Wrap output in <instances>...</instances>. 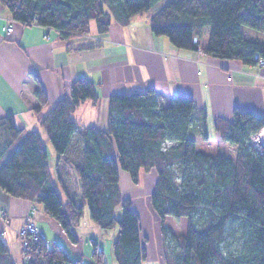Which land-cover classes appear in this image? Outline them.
<instances>
[{"label": "trees", "instance_id": "obj_1", "mask_svg": "<svg viewBox=\"0 0 264 264\" xmlns=\"http://www.w3.org/2000/svg\"><path fill=\"white\" fill-rule=\"evenodd\" d=\"M162 1L0 0L14 20L54 29L61 39L89 34L92 21L101 34L108 32L112 18L126 26ZM150 27L154 35L167 37L180 50H203L213 58L248 66L257 65V53L264 57V44L243 33L248 28L264 35V0H172L154 11ZM207 28L209 42L203 47L200 40ZM35 95L42 105L46 103L41 88ZM89 100L98 101L95 84L78 79L71 85L69 97L59 101L41 124L59 160L74 165L80 195L67 192L68 201L63 202L38 132L28 133L0 166L3 192L39 206L74 243L73 229L87 208L102 230L118 227L113 246L118 264H149L141 243L139 215L121 193L120 170L135 184L141 172L154 170L158 180L151 204L162 222L167 264H264V153L250 140L264 127L262 119L235 109L231 122L218 120L215 131L236 149V157L230 158L198 150L192 137L195 104L188 98L161 106L154 90L115 96L110 100L107 131H79L72 115ZM4 123L13 145L25 130L17 127L12 116ZM78 133L82 144L74 145ZM203 136L207 139L206 129ZM167 217L186 218V234H173L164 225ZM93 246L94 259L105 264L103 252L96 243ZM24 253L29 264H83L42 236L31 240ZM0 264H15L1 236Z\"/></svg>", "mask_w": 264, "mask_h": 264}, {"label": "crops", "instance_id": "obj_2", "mask_svg": "<svg viewBox=\"0 0 264 264\" xmlns=\"http://www.w3.org/2000/svg\"><path fill=\"white\" fill-rule=\"evenodd\" d=\"M153 13L138 15L126 26L112 18L104 34L98 32L96 22L92 21L95 24L90 23L89 34L61 39L51 28L14 20L0 2V166L28 133L38 132L48 153L50 170L51 163L54 166L51 173L63 202L68 201L67 192L71 196L80 195L74 165L59 160L41 125L53 107L69 97L70 87L78 79L93 82L98 96L96 103L86 101L72 115L79 131L84 128L107 131L111 98L154 90L161 106H168L179 97L192 100L195 104L193 133L204 142L203 149L207 151L213 135L220 147L218 153L226 154L228 150L234 155L230 158H235V147L220 139L215 126L218 120L231 122L235 109L255 114L264 121V68L216 59L203 50L177 49L167 37L156 36L151 31ZM6 27H12L9 34L4 31ZM209 33L207 28L200 40L201 46L208 45ZM243 33L247 39L264 44V35L246 28ZM38 88L45 94L44 105L35 95ZM8 116L14 118L18 128L25 130L13 145L4 125ZM204 129L207 139L203 136ZM75 143L82 144L80 133ZM157 180L154 170L141 172L140 181L135 184L127 172L120 170L122 196L131 200L140 218L141 243L147 252V263L167 264L162 222L151 204ZM32 207V202L13 198L0 189V236L15 264H24L19 232ZM121 213L117 208L116 215ZM37 227L49 244L61 245L72 260L98 264L93 257L96 243L104 254L105 264H118L113 251L118 232L108 234L99 228L87 208L81 223L73 229L76 243L41 208L37 211Z\"/></svg>", "mask_w": 264, "mask_h": 264}, {"label": "built area", "instance_id": "obj_3", "mask_svg": "<svg viewBox=\"0 0 264 264\" xmlns=\"http://www.w3.org/2000/svg\"><path fill=\"white\" fill-rule=\"evenodd\" d=\"M32 25L37 24L33 23ZM4 31L9 34L12 31V27H6L4 28ZM46 38L50 39V36L47 35ZM194 42L197 43V39H194ZM254 60L257 62L256 66L264 68V57L261 54L257 53L254 57ZM229 80H231V78H229ZM250 140L256 148L264 153V127L261 128L257 133L253 134L250 137ZM38 208L40 207L33 204L31 212L27 216L26 223L19 232V238L21 240L24 252L28 249L31 240L38 241L39 237L41 236L37 227ZM29 260V256L24 253V264H29Z\"/></svg>", "mask_w": 264, "mask_h": 264}, {"label": "rangeland", "instance_id": "obj_4", "mask_svg": "<svg viewBox=\"0 0 264 264\" xmlns=\"http://www.w3.org/2000/svg\"><path fill=\"white\" fill-rule=\"evenodd\" d=\"M170 1L172 0H163L161 3H159L157 5V7L152 11H156L158 9H160L161 7H163L164 5H166L167 3H169ZM95 24V22H92L91 25ZM248 31L250 30L251 32H255V34H260L254 30H251V29H248L246 28ZM214 134V133H213ZM192 137H194L198 143V150L200 152H206V153H213V154H216L219 152V144L216 142V139L214 138V136L212 135V138L210 139V145L209 147L207 148V151H205L203 149V144L204 142L202 141L201 138H199V136H197L196 134H192ZM226 154L228 155V157H234L233 153L229 152L228 150H226ZM54 163V162H53ZM53 169H54V166L53 164L51 163V171L53 172ZM150 172V171H149ZM122 211V207L120 206L119 207ZM117 219H120V216H117ZM187 222L188 220L186 218H182L180 220L176 219V218H173V217H167V219L165 220L164 222V225L173 233L175 234L176 236H180V235H185L186 232H187ZM237 226H232V228H236ZM118 232V227H116L115 229H112V230H109V231H106L108 232V234H110L111 232ZM20 239V238H19ZM21 242V240H20ZM21 246H22V243H21ZM92 247V246H91ZM87 248V247H86ZM237 248V244H234L233 245V249H236ZM23 249V247H22ZM23 257H24V250H23Z\"/></svg>", "mask_w": 264, "mask_h": 264}]
</instances>
